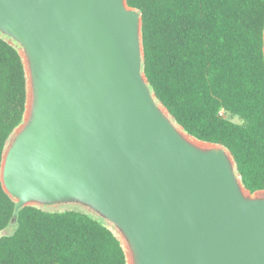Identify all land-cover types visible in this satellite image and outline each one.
Returning a JSON list of instances; mask_svg holds the SVG:
<instances>
[{
	"label": "water",
	"instance_id": "1",
	"mask_svg": "<svg viewBox=\"0 0 264 264\" xmlns=\"http://www.w3.org/2000/svg\"><path fill=\"white\" fill-rule=\"evenodd\" d=\"M141 24L126 0H0L29 89L3 189L16 210L91 207L120 229L127 264H264V189H247L224 146L158 102Z\"/></svg>",
	"mask_w": 264,
	"mask_h": 264
},
{
	"label": "trees",
	"instance_id": "2",
	"mask_svg": "<svg viewBox=\"0 0 264 264\" xmlns=\"http://www.w3.org/2000/svg\"><path fill=\"white\" fill-rule=\"evenodd\" d=\"M141 15L142 70L174 121L221 144L251 192L264 189V0H126ZM27 77L0 34V167L22 123ZM0 179V264H127L126 250L89 213L18 210Z\"/></svg>",
	"mask_w": 264,
	"mask_h": 264
},
{
	"label": "rangeland",
	"instance_id": "3",
	"mask_svg": "<svg viewBox=\"0 0 264 264\" xmlns=\"http://www.w3.org/2000/svg\"><path fill=\"white\" fill-rule=\"evenodd\" d=\"M0 34L4 35L3 33H0ZM5 37H6V39L9 42H11L15 46H17V48H18V50H19V52H20V54L22 56L23 62L25 63V57H24V53L25 52H24L23 47L18 42L14 41L12 38H10V37H8L6 35H5ZM28 86H29V83H28ZM28 90L29 89L27 88V92H28ZM14 134H15V131L12 133V135L9 138V140L7 141V143L10 141V139L13 137ZM38 206L43 208V209L49 210V211L77 210V211L89 213L92 216H94L96 218H99L100 220H103V222H105L115 232V234L121 240V242H122V244H123V246L125 248L124 237H123L120 229L114 223H112L108 219L104 218L101 214H99L98 212H96L94 209H92L91 207H89L87 205H84V204L76 202V201H67V202L56 203V204H40ZM14 225H15V223L11 222L10 225L7 228H5L4 230H2L0 232V236L10 234L13 231L14 227H15ZM125 250H126V248H125Z\"/></svg>",
	"mask_w": 264,
	"mask_h": 264
}]
</instances>
